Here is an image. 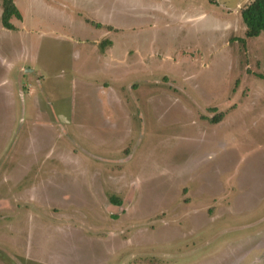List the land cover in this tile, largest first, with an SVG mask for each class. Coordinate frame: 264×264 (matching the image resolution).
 <instances>
[{
  "label": "rangeland",
  "instance_id": "obj_1",
  "mask_svg": "<svg viewBox=\"0 0 264 264\" xmlns=\"http://www.w3.org/2000/svg\"><path fill=\"white\" fill-rule=\"evenodd\" d=\"M250 1L0 0V264H264Z\"/></svg>",
  "mask_w": 264,
  "mask_h": 264
},
{
  "label": "trees",
  "instance_id": "obj_2",
  "mask_svg": "<svg viewBox=\"0 0 264 264\" xmlns=\"http://www.w3.org/2000/svg\"><path fill=\"white\" fill-rule=\"evenodd\" d=\"M2 1L1 24L4 29L13 31L16 27L12 24L13 20L22 22V15L15 5L14 0ZM242 22L245 26V36L247 38H256L264 36V0H252L241 10ZM107 44L109 42H106ZM103 49V45L101 44ZM113 205L120 206L121 200L112 197L110 199Z\"/></svg>",
  "mask_w": 264,
  "mask_h": 264
}]
</instances>
